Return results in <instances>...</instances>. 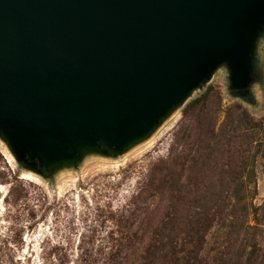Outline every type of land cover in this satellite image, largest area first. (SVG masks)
<instances>
[{
  "label": "rangeland",
  "instance_id": "rangeland-1",
  "mask_svg": "<svg viewBox=\"0 0 264 264\" xmlns=\"http://www.w3.org/2000/svg\"><path fill=\"white\" fill-rule=\"evenodd\" d=\"M253 72L243 97L222 63L146 142L37 174L0 134V264H264V30Z\"/></svg>",
  "mask_w": 264,
  "mask_h": 264
},
{
  "label": "water",
  "instance_id": "water-1",
  "mask_svg": "<svg viewBox=\"0 0 264 264\" xmlns=\"http://www.w3.org/2000/svg\"><path fill=\"white\" fill-rule=\"evenodd\" d=\"M263 30L264 0H0V134L37 171L121 150L222 63L244 97Z\"/></svg>",
  "mask_w": 264,
  "mask_h": 264
},
{
  "label": "bare ground",
  "instance_id": "bare-ground-1",
  "mask_svg": "<svg viewBox=\"0 0 264 264\" xmlns=\"http://www.w3.org/2000/svg\"><path fill=\"white\" fill-rule=\"evenodd\" d=\"M153 134H154V133H149V135H147L145 138H143L142 142H146L147 140H149ZM142 142H141V143H142ZM10 156H11V155H10ZM11 158H12V156H11ZM31 169H32V168H29V167H28L27 170H29V171H31V172H34V171H32ZM34 173H36V172H34ZM36 174H37V173H36ZM2 189H3V188L0 186V190H2ZM2 191H3V190H2Z\"/></svg>",
  "mask_w": 264,
  "mask_h": 264
}]
</instances>
